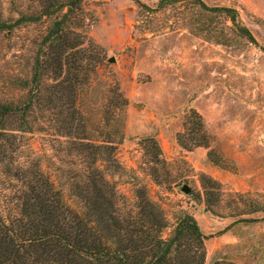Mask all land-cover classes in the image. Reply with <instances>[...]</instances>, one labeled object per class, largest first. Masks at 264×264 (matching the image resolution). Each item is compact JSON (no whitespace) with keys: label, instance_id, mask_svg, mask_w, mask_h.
<instances>
[{"label":"rangeland","instance_id":"rangeland-1","mask_svg":"<svg viewBox=\"0 0 264 264\" xmlns=\"http://www.w3.org/2000/svg\"><path fill=\"white\" fill-rule=\"evenodd\" d=\"M201 1L235 9L254 41L226 14L203 9L197 0L73 5L62 26L71 38L79 34V48L86 50L77 62L83 84L76 107L89 138L117 143L118 168L105 167L116 190L132 199L146 188L161 205L169 222L164 237L188 213L205 237V264H264V0ZM72 2L0 0V99L23 96L15 79L30 76L42 37ZM21 16L36 21L16 24ZM191 110L202 118L207 145L188 149L178 142L184 124L194 128L186 143L201 136L188 120ZM63 143L52 130L21 139L23 155L36 158L75 206L69 177L81 169L71 165L78 157H68ZM247 219L256 221L237 222Z\"/></svg>","mask_w":264,"mask_h":264},{"label":"trees","instance_id":"trees-1","mask_svg":"<svg viewBox=\"0 0 264 264\" xmlns=\"http://www.w3.org/2000/svg\"><path fill=\"white\" fill-rule=\"evenodd\" d=\"M73 1L62 6L68 9L63 19L42 37L30 76L15 79L23 96L16 101L0 99V264H205V237L192 215L181 214L170 235L164 237L169 222L148 190L138 188L128 199L108 180L105 167L118 168L117 143L111 138H89L85 117L76 107L78 87L83 84L77 62L85 59L86 50L79 48V34L71 38L62 26L72 6L80 2ZM197 2L203 9L226 14L254 41L239 25L235 9L208 8L201 0ZM32 21L35 16H21L16 24ZM2 27L12 26L3 23ZM117 99L126 105L121 93ZM188 120L201 132L200 139L189 138L191 145L185 142L186 135L194 134L188 121L178 134L179 144L188 149L206 146L201 116L191 110ZM47 129L64 139L68 157H78L71 165L81 170L69 177L75 206L66 201L36 158L23 155L22 136ZM156 154L152 159L157 163ZM209 207L207 200L206 210Z\"/></svg>","mask_w":264,"mask_h":264},{"label":"water","instance_id":"water-1","mask_svg":"<svg viewBox=\"0 0 264 264\" xmlns=\"http://www.w3.org/2000/svg\"><path fill=\"white\" fill-rule=\"evenodd\" d=\"M110 62H113V59L111 58L110 60H109ZM184 192H186V193H188V191H189V189L187 188V187H184Z\"/></svg>","mask_w":264,"mask_h":264}]
</instances>
